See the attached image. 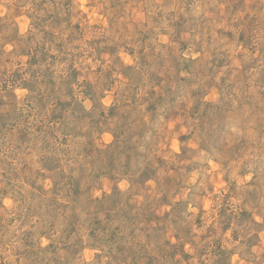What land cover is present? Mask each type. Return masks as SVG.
<instances>
[{
  "label": "rangeland",
  "instance_id": "374dc122",
  "mask_svg": "<svg viewBox=\"0 0 264 264\" xmlns=\"http://www.w3.org/2000/svg\"><path fill=\"white\" fill-rule=\"evenodd\" d=\"M0 264H264V0H0Z\"/></svg>",
  "mask_w": 264,
  "mask_h": 264
}]
</instances>
